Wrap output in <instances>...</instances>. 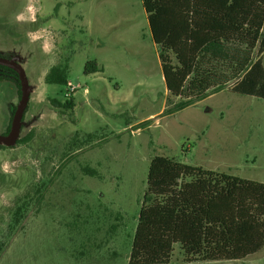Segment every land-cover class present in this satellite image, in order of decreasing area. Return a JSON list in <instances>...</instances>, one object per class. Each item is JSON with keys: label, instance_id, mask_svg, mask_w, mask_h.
Here are the masks:
<instances>
[{"label": "rangeland", "instance_id": "rangeland-1", "mask_svg": "<svg viewBox=\"0 0 264 264\" xmlns=\"http://www.w3.org/2000/svg\"><path fill=\"white\" fill-rule=\"evenodd\" d=\"M0 52L15 54L28 74L21 133L33 134L0 148V264H129L156 155L264 182V99L231 91L235 72L218 61L212 88L226 87L169 111L182 99L168 93L142 0H0ZM90 60L101 70L85 73ZM65 63L67 85L44 81ZM70 86L73 109L54 105ZM18 100L16 86L0 81V133ZM37 188L41 204L31 203L9 234L17 198ZM166 264H264V247L244 259L189 263L176 246Z\"/></svg>", "mask_w": 264, "mask_h": 264}, {"label": "trees", "instance_id": "trees-1", "mask_svg": "<svg viewBox=\"0 0 264 264\" xmlns=\"http://www.w3.org/2000/svg\"><path fill=\"white\" fill-rule=\"evenodd\" d=\"M142 2L153 41L159 48L168 93L182 99L169 111L184 109L204 98L211 89L216 92L226 87V83L220 82L212 88V79L217 75L211 68L218 61L229 60L235 72L231 91L264 99V0ZM18 38L23 36L17 35L8 42L14 43ZM234 44L243 45L244 52L231 51ZM253 50L257 51L256 58L251 56ZM0 56L14 58L15 54L0 52ZM68 70V63L52 65L44 81L67 85ZM99 70L96 60L85 65V73ZM3 80L16 86L20 99L18 74L0 65V81ZM51 102L67 110L74 107L72 96L64 102L51 98ZM16 105L11 107L8 125L2 134L10 130ZM26 110L27 106L23 121ZM32 137L31 131L21 133L14 145L26 144ZM14 145L0 144V148ZM83 172L97 174L91 167L83 168ZM42 199L40 188L17 198L8 223L9 234L20 228L31 203L39 206ZM176 246L183 260L189 263L244 259L260 251L264 247V182L164 155L154 156L129 264H166ZM3 247L4 242L0 241V256Z\"/></svg>", "mask_w": 264, "mask_h": 264}, {"label": "water", "instance_id": "water-1", "mask_svg": "<svg viewBox=\"0 0 264 264\" xmlns=\"http://www.w3.org/2000/svg\"><path fill=\"white\" fill-rule=\"evenodd\" d=\"M0 65L6 66L14 70L20 79L21 84V96L13 111V116L11 120L10 130L7 134L0 133V144L11 146L14 145L17 139L21 135L22 125H23V114L25 107L29 102L31 85L26 74V70L21 62H19L15 57L7 58L0 56Z\"/></svg>", "mask_w": 264, "mask_h": 264}, {"label": "crops", "instance_id": "crops-1", "mask_svg": "<svg viewBox=\"0 0 264 264\" xmlns=\"http://www.w3.org/2000/svg\"><path fill=\"white\" fill-rule=\"evenodd\" d=\"M18 20H20V19H18ZM22 22H25L26 24H28V23H33V22H35V19L34 18H30V20H28V21H24V20H21ZM25 23H23V24H25ZM36 30V29H35ZM27 31H29V30H27ZM27 31H26V33H24L23 34V38L27 35ZM25 35V36H24ZM48 72V71H47ZM46 72V73H47ZM46 73H45V75H46ZM26 74H27V72H26ZM45 75H44V77H45ZM27 76H28V74H27ZM29 78V77H28ZM29 83H30V85H31V82L29 81ZM10 118V117H9ZM9 121V120H8ZM7 125H8V122H7V124H6V127H7ZM6 127H5V129H6ZM3 132V131H2ZM207 169V168H206ZM213 170H215V169H213ZM250 179V178H249ZM254 179V178H253ZM255 180H257V179H255Z\"/></svg>", "mask_w": 264, "mask_h": 264}, {"label": "built area", "instance_id": "built-area-1", "mask_svg": "<svg viewBox=\"0 0 264 264\" xmlns=\"http://www.w3.org/2000/svg\"><path fill=\"white\" fill-rule=\"evenodd\" d=\"M75 90V87L73 86H70L68 89H67V92H66V98H69L71 97L73 91Z\"/></svg>", "mask_w": 264, "mask_h": 264}, {"label": "clouds", "instance_id": "clouds-1", "mask_svg": "<svg viewBox=\"0 0 264 264\" xmlns=\"http://www.w3.org/2000/svg\"><path fill=\"white\" fill-rule=\"evenodd\" d=\"M35 38V37H34ZM5 170H7V166H5Z\"/></svg>", "mask_w": 264, "mask_h": 264}]
</instances>
